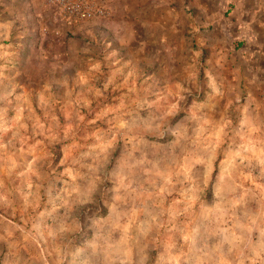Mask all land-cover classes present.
<instances>
[{
    "label": "clouds",
    "instance_id": "clouds-1",
    "mask_svg": "<svg viewBox=\"0 0 264 264\" xmlns=\"http://www.w3.org/2000/svg\"><path fill=\"white\" fill-rule=\"evenodd\" d=\"M0 264H264V0H0Z\"/></svg>",
    "mask_w": 264,
    "mask_h": 264
}]
</instances>
